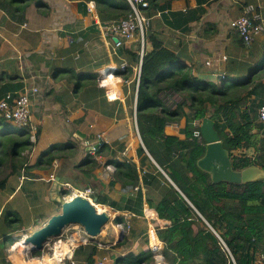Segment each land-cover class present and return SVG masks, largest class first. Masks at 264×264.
Instances as JSON below:
<instances>
[{
	"label": "crops",
	"instance_id": "crops-1",
	"mask_svg": "<svg viewBox=\"0 0 264 264\" xmlns=\"http://www.w3.org/2000/svg\"><path fill=\"white\" fill-rule=\"evenodd\" d=\"M88 3V0H0V76L4 74L6 79L0 83V96L12 90L17 81L23 87L41 89L32 95L37 141L26 150L24 169L17 175L10 174V169L1 174L6 182L0 186V222L4 219L0 230V264H8L6 254L12 264H57V260L61 264H72V261L97 264L104 257V264H117L113 254L131 259L147 253L149 234L157 240L153 234L155 227L164 228L171 223L159 217L155 206L163 181L158 177L161 183L155 181L151 186L143 180L145 174L149 178L157 175L152 164L165 172L146 148L135 111L140 34L130 39L116 36V41L102 26L119 18L108 16L96 6L92 9ZM248 3L256 4L264 18V0H153L152 6L143 11L150 18L147 35H153L162 47L175 52L198 77L208 71L248 75L264 57V32L255 36L247 47L230 24ZM145 46L148 55L153 45L147 40ZM207 59L212 60L213 71L206 64ZM122 64L127 69L120 85L122 97L117 99H110L106 89L96 83L84 86L75 95V79L56 78L54 71L72 68L76 75L91 78L98 76L102 68L111 70L106 74H115L110 68ZM182 98L180 93H174L169 105L176 106ZM262 104L264 89L254 87L243 107L250 110L257 124ZM166 130L176 132L178 122L172 121ZM100 140L107 144L103 154L87 148ZM54 145L69 146L77 152L64 159L56 158L52 166L37 165L42 153ZM88 154L99 163L91 171ZM146 155L149 159L144 160ZM131 163L137 167L136 184L116 175L119 165ZM59 182H70L76 188L91 187L103 198L104 202L98 203L97 208L102 206L106 211V206L112 218L102 229V238L98 236L95 242H88L87 236V241L82 242L80 238L86 236L84 229L72 225L54 239L56 242L49 239L43 254L31 252L26 246L12 247L8 252L5 241L26 234L36 224L43 225L61 210L60 198L66 196V190L65 186L59 187ZM148 196L153 205L148 203ZM150 209L151 216L147 214ZM22 213L27 217L29 214L30 226L18 228L9 223L18 214L23 220ZM130 222L134 227L132 234L116 226L118 223L130 225ZM121 235L126 238L114 244ZM54 249L56 254L61 252L59 257ZM17 257L22 261L17 262Z\"/></svg>",
	"mask_w": 264,
	"mask_h": 264
},
{
	"label": "trees",
	"instance_id": "trees-1",
	"mask_svg": "<svg viewBox=\"0 0 264 264\" xmlns=\"http://www.w3.org/2000/svg\"><path fill=\"white\" fill-rule=\"evenodd\" d=\"M92 1L108 16L121 18L132 12L128 0ZM152 3L153 0L149 7ZM147 40L152 43L153 50L145 55L142 64L137 115L146 148L176 184L154 164L157 175L153 174L151 178L143 175L145 184L151 186L155 181L158 184L163 181L161 196L155 206L159 217L171 222L157 230L165 244L166 259H179L181 264H235L233 256L237 264H264V179L243 184L214 182L198 165V159L205 154L206 143L194 135L195 120L209 116L215 120L225 147L235 150L232 153L234 168L251 164L264 167V131L250 110L243 107L254 87L264 89V57L248 75L225 73L226 82H206L175 52L162 47L153 35L146 33ZM139 58L138 53V62ZM54 71L56 78L75 79V95L84 86L97 82V76L76 75L72 68ZM5 80L2 74L0 83ZM22 87L23 84L17 81L10 91ZM174 93H180L183 98L172 107L167 100H172ZM172 121L178 122V130L174 133L166 130ZM33 145L29 126H18L13 120L0 116V186L6 182L5 177L1 179V174L7 169L13 175L22 173L27 162L26 150ZM106 145L102 142L96 153L103 154ZM250 147L255 149L252 156L247 151H239ZM75 152L77 150L72 147L54 145L42 153L37 165L52 166L56 158L64 159ZM146 159H149L148 155L144 157ZM87 160L90 161V171L98 167V161L91 154ZM118 168L116 175L121 180L138 183L135 163L119 165ZM94 195L98 196L96 192ZM98 198L99 203L104 202L103 198ZM147 200L150 205L154 204L151 197L148 196ZM149 213L153 214L151 209ZM154 259L150 249L131 259L118 257L117 264H144ZM5 261L12 264L7 254Z\"/></svg>",
	"mask_w": 264,
	"mask_h": 264
},
{
	"label": "built area",
	"instance_id": "built-area-1",
	"mask_svg": "<svg viewBox=\"0 0 264 264\" xmlns=\"http://www.w3.org/2000/svg\"><path fill=\"white\" fill-rule=\"evenodd\" d=\"M151 0H128L132 7V12L125 16L118 19V21H113L111 23H105L102 26V29L106 34H109L112 37H118L122 36L125 39L134 38L135 35L140 34V58L138 62L137 67V88L136 93L138 96V91L140 87V76L142 72V64L144 57L146 55L145 51V41H146V33L147 29L149 27L150 18L146 16L143 11L149 7ZM89 7L94 9L95 3L94 1H89ZM231 27L235 30V32L238 33L241 40L244 42V44L248 47L252 43L255 36L258 34L264 32V18L261 17L259 9L256 4L248 3L244 6L242 14L237 17L236 19L232 20L230 22ZM224 59H227V56H223ZM206 64L208 65L210 71H213V65L212 60L207 59ZM114 69L115 74L105 73L106 71L111 70H104V68L99 71V75L97 77V85L101 86L102 88L106 89L107 96L111 99H117L119 96L122 97L120 86L122 82L124 81V72L127 69L126 64H122L119 66H112ZM121 82V83H120ZM41 91V89L38 86L34 87H23L22 90L17 91H7L2 97H0V116L5 117L9 120H13L16 125L18 126H29L31 130V140L35 143L37 141V125L34 124L33 118H32V106H33V99L32 95L34 93H37ZM171 100H167L168 104ZM172 106V104H170ZM173 107V106H172ZM135 111H137V102L135 106ZM137 114V113H136ZM135 114V122L137 127V117ZM259 126L264 131V104L260 106L259 109ZM201 120L197 119L195 120V124L197 128L194 131V135L200 139L203 140V136L200 130L201 126ZM172 122H169L170 124ZM99 138H101L99 136ZM102 141H97L95 144H91L89 147H92L91 149L93 152H96V149ZM129 162V161H127ZM107 167L110 168V170H114V167L112 164H108ZM163 171V170H162ZM25 175L22 176L24 178ZM51 178H55L54 175H51ZM63 185L67 190H69V193L72 195H82L85 197H88L90 200H93L94 190L91 187H85V188H76L73 186L70 182H63ZM96 206L97 204L94 203ZM105 207V212H107L110 216L112 215L110 211H108L107 207ZM99 211V210H98ZM129 219V217L127 216ZM130 221V219H129ZM159 227H155V231L153 234L156 235L157 240L153 238V235L149 234V243H150V249L153 252L154 260L153 262L149 264H181L180 260L176 261H168L166 260L165 256L161 254V250L165 248V244L160 238L157 236V230ZM131 230V226H130ZM26 236L25 234L23 235ZM87 234L84 236V241H87ZM90 237V236H89ZM90 237L88 242H95L96 238ZM126 237L121 235L119 237H116L114 244L119 243L121 240L125 239ZM114 240V239H113ZM223 241V240H222ZM54 242H56L54 240ZM224 242V241H223ZM225 243V242H224ZM47 245V243H46ZM100 247H103V243H99ZM232 259L235 264L236 260L232 256ZM106 260V257H104L102 260H99L97 264H104V261ZM72 264H76L75 261H72Z\"/></svg>",
	"mask_w": 264,
	"mask_h": 264
},
{
	"label": "water",
	"instance_id": "water-1",
	"mask_svg": "<svg viewBox=\"0 0 264 264\" xmlns=\"http://www.w3.org/2000/svg\"><path fill=\"white\" fill-rule=\"evenodd\" d=\"M115 40L117 41L118 38L115 37ZM224 76L225 74L221 72L208 71L201 73L199 78L202 81L218 83L226 82ZM200 130L206 143V151L198 159V165L210 174L214 182L228 181L243 184L264 179V167L258 164H251L240 169L234 168L232 153H235V150H229L225 147L224 141L215 127L214 119L205 116L202 119ZM87 148L91 149L92 147ZM239 151H247L251 156L255 154L254 147ZM164 174L176 186L168 174L166 172ZM56 181H59V178H56ZM62 186L63 182H59V187ZM64 189L66 190V188ZM178 190L180 189L178 188ZM180 192L185 196L181 190ZM98 199L97 195H94L93 200H90L88 197L79 194L71 198H60L61 210L49 218L42 227L33 229L32 233L29 234V238L25 240V246L31 252L43 251L46 249V243L49 239L59 238L63 235L65 229L71 225L81 226L90 237L100 235L102 227L109 221L110 215L107 212L99 213L97 206L94 204L98 203ZM167 222L170 221L167 220Z\"/></svg>",
	"mask_w": 264,
	"mask_h": 264
},
{
	"label": "rangeland",
	"instance_id": "rangeland-1",
	"mask_svg": "<svg viewBox=\"0 0 264 264\" xmlns=\"http://www.w3.org/2000/svg\"><path fill=\"white\" fill-rule=\"evenodd\" d=\"M233 84V83H232ZM258 125H259V123H258ZM144 149V148H143ZM21 213V212H20ZM23 214V213H22ZM19 216L17 217V218H14V217H12V219H13V222H10L13 226H15V227H18V228H25V227H28V226H30V219L28 218L29 217V214H27L28 215V217L26 216V215H24V219L23 220H21L20 218L22 217V215H20V214H18ZM3 221H4V219H2L1 220V222H0V230H1V227L3 226ZM201 224H203V223H201ZM72 226V225H71ZM78 226V225H77ZM130 226H131V230H130V234H132L133 232H134V227L132 226V223L130 222ZM38 227H42V224H36V227H35V229H38ZM75 229V228H74ZM29 235V234H28ZM27 235V236H28ZM18 236H13V238H10L9 240H7V241H3L4 243V245L7 247V251L8 252H10L9 250H11V248L13 247V245H14V243H12V241H14L16 238H17ZM89 237V236H88ZM101 238H102V236H100ZM90 238V237H89ZM65 239V238H64ZM80 241H84V238H80ZM80 241H78V244L80 245V244H82V243H80ZM14 248V247H13ZM14 251V250H13ZM24 249L22 250V255H24ZM43 254V252L42 251H38V253L37 254ZM161 254H163L164 256H165V250H161ZM111 255H112V253H111ZM114 255V262H116L117 261V253H115V254H113ZM166 258V257H165ZM16 260V259H15ZM167 260V259H166ZM17 261V260H16ZM169 261V260H168ZM18 262V261H17ZM113 262V263H114ZM153 262V261H152ZM151 263V262H150ZM57 264H61L60 262H58V260H57ZM144 264H149V263H144Z\"/></svg>",
	"mask_w": 264,
	"mask_h": 264
},
{
	"label": "bare ground",
	"instance_id": "bare-ground-1",
	"mask_svg": "<svg viewBox=\"0 0 264 264\" xmlns=\"http://www.w3.org/2000/svg\"><path fill=\"white\" fill-rule=\"evenodd\" d=\"M103 208H102V206H99V213H103V212H105L104 210H102ZM147 214L149 215V216H151V214L149 213V212H147ZM110 220H111V218L109 219V221L108 222H110ZM108 222H106L105 224H104V226L108 223ZM104 226L102 227V229L104 228ZM118 228H120V229H122L124 232H126L127 230H130V225L129 224H125V223H118L117 225H116ZM101 234V233H100ZM124 235V234H123ZM29 236L30 235H26L25 237H23V238H19V237H17L16 239V241L15 242H12V243H14V245H13V247L14 248H23V246H25V240L26 239H28L29 238ZM55 245H57V243L55 244ZM54 245V246H55ZM61 250H63V249H61ZM56 251L57 250H55L54 249V253L56 254ZM58 257H59V255H61V252H60V254H56ZM13 257L14 258H16V255H13ZM17 260H18V262H20V261H22V259H20L19 257H17ZM33 261H35V259H32ZM36 260H38V259H36Z\"/></svg>",
	"mask_w": 264,
	"mask_h": 264
},
{
	"label": "clouds",
	"instance_id": "clouds-1",
	"mask_svg": "<svg viewBox=\"0 0 264 264\" xmlns=\"http://www.w3.org/2000/svg\"><path fill=\"white\" fill-rule=\"evenodd\" d=\"M92 1V0H91ZM95 3V2H94ZM95 6H96V4H95ZM98 77V76H97ZM96 84H97V82H96ZM138 100V99H137ZM137 104H138V101H137ZM199 120H201L202 121V119H199ZM204 140V139H203ZM165 171V170H164ZM64 186V185H63ZM72 196H74V195H72L71 193H69V190H67V188H66V198H71ZM93 197H94V195H93ZM99 203V202H98ZM97 203V204H98ZM110 218H112V216H110ZM89 236V235H88ZM97 236H100V235H97ZM21 238V237H20ZM22 238H23V235H22ZM223 242V241H222ZM224 243V242H223ZM225 244V243H224Z\"/></svg>",
	"mask_w": 264,
	"mask_h": 264
}]
</instances>
